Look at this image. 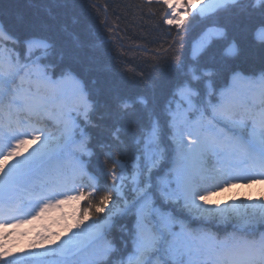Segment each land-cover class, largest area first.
<instances>
[{"label":"trees","instance_id":"1","mask_svg":"<svg viewBox=\"0 0 264 264\" xmlns=\"http://www.w3.org/2000/svg\"><path fill=\"white\" fill-rule=\"evenodd\" d=\"M197 1L182 0L177 17L174 0H0L7 37L1 45L14 80L0 99V114L21 79L36 70L57 85L68 75L81 83L78 98L70 99L81 104L68 142L40 160L48 172L62 171L72 159L81 167L76 216L90 226L49 255L58 264H180L170 249L185 234L233 246L246 241L251 256L244 264H264V223L257 214L247 222L242 209L220 211L205 198L230 182L213 155L204 166L216 171L214 180L194 176L197 207L163 192L176 158L168 108L177 98L247 144L264 128V94L250 110L234 108L231 124L218 122L212 112L233 77L264 79V0H226L208 12ZM240 97L248 101L244 93ZM18 119L20 114H11L12 123ZM154 129L162 157L149 167L142 146ZM256 156L264 158L258 150ZM146 201L143 220L155 243L138 258L137 214ZM200 253L206 256L203 248Z\"/></svg>","mask_w":264,"mask_h":264},{"label":"rangeland","instance_id":"2","mask_svg":"<svg viewBox=\"0 0 264 264\" xmlns=\"http://www.w3.org/2000/svg\"><path fill=\"white\" fill-rule=\"evenodd\" d=\"M174 1L173 11L179 17L182 0ZM225 1L198 0L196 4L202 6L203 12H208L219 9ZM6 39L0 28V99L8 84L14 83L7 52L1 45ZM231 84L212 111L218 122H229L226 124L233 122L234 108L247 106L250 110L261 104L264 94V79L251 82L233 77ZM80 91V81L71 75L57 85L36 70L33 76L21 79L17 90L8 97L7 109L0 115V256L6 255L9 248L11 252H22L1 261L16 264L29 259V264H58L49 255L61 252L66 240L75 238L90 226L76 216L79 195L75 182L81 172L80 164L72 159L62 171L40 169L43 156L62 150L68 142L81 104L80 101L73 104L70 99L78 98ZM240 93H244L247 102H242ZM14 112L22 114L23 120L13 124L10 119ZM168 112L171 134L177 145L170 176L164 183V195L171 199L181 197L185 206L197 207L199 184L194 176L214 180L216 171H208L204 166L206 158L213 155L218 167L229 174L230 182L218 192L207 193L206 200L220 211L229 209L231 213L242 209L247 222H252V215L257 214L259 224L264 223V158L256 156L257 150L264 154V128L252 134L250 145L230 134L226 127L190 109L180 98L171 103ZM261 119H264V110ZM38 120L52 126L47 128ZM142 151L149 167L158 164L162 149L158 147L155 129L145 137ZM148 204L146 201L137 214L138 258L151 252L155 243V237L143 220V210ZM18 221L26 230L19 232L10 227ZM200 248L205 250V257ZM170 256L180 264L198 261L244 264L251 253L246 241L233 246L209 235L185 234L174 241ZM261 261L264 263V251ZM76 264H88V260H79Z\"/></svg>","mask_w":264,"mask_h":264},{"label":"snow or ice","instance_id":"3","mask_svg":"<svg viewBox=\"0 0 264 264\" xmlns=\"http://www.w3.org/2000/svg\"><path fill=\"white\" fill-rule=\"evenodd\" d=\"M16 225H12L11 227H15ZM7 229V228H6ZM6 231V230H5ZM18 252H22V250L17 251V252H11L10 248L7 250L6 255L0 256V259H6L7 257H16Z\"/></svg>","mask_w":264,"mask_h":264},{"label":"bare ground","instance_id":"4","mask_svg":"<svg viewBox=\"0 0 264 264\" xmlns=\"http://www.w3.org/2000/svg\"><path fill=\"white\" fill-rule=\"evenodd\" d=\"M46 208H48V207H46ZM52 215H55V213H53ZM12 223V222H11ZM11 225V224H10ZM12 225H16L15 227H12V228H14V229H17V231H19V232H21V231H23V230H26V228L23 226V225H21V221H18V222H16V223H14V224H12ZM11 225V226H12ZM10 226V227H11Z\"/></svg>","mask_w":264,"mask_h":264}]
</instances>
